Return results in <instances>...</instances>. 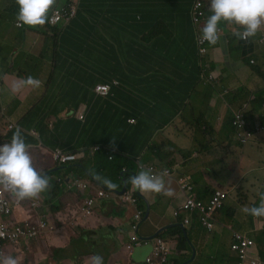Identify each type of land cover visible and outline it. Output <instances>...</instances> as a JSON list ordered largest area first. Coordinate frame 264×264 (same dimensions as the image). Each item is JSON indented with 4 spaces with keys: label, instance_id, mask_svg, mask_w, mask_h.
Instances as JSON below:
<instances>
[{
    "label": "crops",
    "instance_id": "0c3cea01",
    "mask_svg": "<svg viewBox=\"0 0 264 264\" xmlns=\"http://www.w3.org/2000/svg\"><path fill=\"white\" fill-rule=\"evenodd\" d=\"M68 2L58 0L53 11ZM195 2L80 0L74 20L29 28L17 25L16 0H0V145L10 143L19 128L30 146L34 167L41 172H63L50 177L49 189L38 198L27 199L28 207L37 201L38 208L32 207L31 213L24 207L14 209L13 216L22 221L47 214L56 230L44 238L55 248H68L82 231L110 225L117 229V242L104 264L118 259L119 264L143 263L153 254L157 233L178 225L174 210L185 197L175 181L164 178L174 192L171 197L142 193L130 184L140 208L117 199L101 200L92 217L82 216L79 205L93 191L79 192L59 181H90L92 177L70 171L87 162L91 176L102 184L111 181L117 185L112 190L122 194L126 185L121 171L156 165L161 172L178 167L203 199L209 200L216 191L229 194L216 215L218 230L224 227L232 232V256L226 264L237 262L234 231L251 240L253 257L264 258V241L257 242L264 239V217L241 211L259 205L264 185L251 183L258 191L254 202L240 193L239 186L247 180L237 184L232 177L238 175H233L238 170L236 162L240 160V165L241 157L246 159L247 146L231 135L233 112L249 106L248 113L253 112L249 120L255 125L252 144L264 145V29L246 41L237 35L242 31L238 25L221 23L220 38L212 45L201 39L211 15L210 4L206 18L195 24ZM256 65L261 66L263 77L255 71ZM28 76L40 80V87L13 93V83ZM115 81L121 86L114 87L110 97L95 93L97 86ZM56 149L79 160L60 167L52 157ZM101 152L106 153L102 154L105 169L95 166L93 159ZM69 227H76L77 232L71 233ZM215 233L196 224L182 238L171 236L167 240L175 249L174 263L202 262L213 252L223 264L224 253L212 248ZM133 237L140 243L130 250ZM30 243L21 241L20 245ZM91 256H82L78 264H91ZM67 264L77 263L69 260Z\"/></svg>",
    "mask_w": 264,
    "mask_h": 264
},
{
    "label": "clouds",
    "instance_id": "9594fccd",
    "mask_svg": "<svg viewBox=\"0 0 264 264\" xmlns=\"http://www.w3.org/2000/svg\"><path fill=\"white\" fill-rule=\"evenodd\" d=\"M71 1L72 0H69L68 3H70ZM57 2H58V0H16L17 5L19 6L18 14L16 17L17 22H18L17 25L18 26H27L29 28H41V27L45 26L46 24H49L50 26L58 25L59 23H57L55 25H51L49 23L51 15L56 10L55 9L53 11ZM79 2H80V0L78 1V4H77L76 16L78 13ZM208 3L210 4L211 15L207 18L206 23L202 29L201 39H203L204 41H207L208 43H210L212 45H215L220 38L219 37V30H220L219 26L221 25V23L238 25L242 29V31L238 32L237 35L241 39H244L246 41L249 38L255 37L259 31L264 29V0H209ZM208 3L206 4V8L208 6ZM206 8H205V11H206ZM60 9H62V8H60ZM192 15H193V13H192ZM206 15H207V11H206ZM76 16L74 18H76ZM205 18H206V16H205ZM73 19H71V20H73ZM70 21H68V22H70ZM63 22H66V21H63ZM199 24H201V23H199ZM252 62L255 63V61H252ZM115 83H119V85L116 86ZM40 85H41L40 80L36 79L35 77L28 76L26 79H20V80L14 82L12 85V92L18 93L23 88H27V87L39 88ZM99 86H111V88H112L111 94H112L113 88L114 87H120L121 83L118 81H115V82H113V84H110V85H99ZM99 86H97V87H99ZM96 88H95V93H96ZM111 94H110V96H111ZM102 98H104V97H102ZM247 107H249V106H247ZM236 113H238V112H236ZM80 117L81 116H78L79 119H80ZM29 148H30V146L25 142V140L22 136L21 130L19 128L16 129L10 143H4L3 145H0V187H2L4 190L8 191L13 196L14 199L23 200V204H24L26 199H29L31 201L32 198H38L41 193H44L50 187L49 179L46 176L47 174L42 175L35 169V167L33 165L32 157L30 155ZM56 150H60V149H56ZM61 151H63V150H61ZM53 152H52V157H53ZM96 152L97 151H95V149H93V153H96ZM64 153H66V152H64ZM66 154H71V153H66ZM72 155H74V154H72ZM76 158H77L76 161H74L72 163L65 164V165L58 164L57 162H55L54 158H53V160L58 166L65 167V166H69V165H73V164L77 163L79 158L77 156H76ZM138 165L140 166L139 162H138ZM150 168H155L156 171L152 172L150 170ZM55 171H57V169ZM139 171L140 172L138 174L130 177V183L133 186V188L138 189L142 193H155V194H161L164 196L171 197L174 195V192L170 186L166 185L163 177L167 180L175 181L179 187L180 193H182L185 197V201H184L183 205H181L180 207H178L174 210V217L179 219V221L177 223L182 225L183 227L187 226L186 225V224H188V223H186V218H187L190 220V223L188 225L190 228L195 226L196 224H199L201 227H203L204 229L208 230L211 233V230L203 225V223L201 221V212L200 211H198V210L189 211V212H181L180 211V209L185 205L186 200H187V195L185 193H183L181 190V182L185 181L186 183L190 184L194 188V190L196 189V187L193 185V183L191 182L190 179L179 174L180 171H179L178 167L167 168L163 172H161L159 170L158 166H156V165L149 166L148 169L140 166ZM167 171L172 172L171 177L166 176ZM123 172L126 173L127 170L124 169ZM160 173L162 175H159ZM176 176L178 177V180L174 179ZM74 180H82V179L76 178V179H73L72 181H68V182L65 180H61L59 182H62V184H63V182L64 183L66 182V183H68V185H70ZM82 181H84V180H82ZM85 182H89V184L92 185V183L90 181H85ZM104 182L111 189H114L117 187V185L113 184L111 181L105 180ZM92 186H94L96 189H101V190L107 191L104 188H97L95 185H92ZM125 187H127V185ZM107 192L115 193L117 195H124L125 194V193L118 194L119 192H114L113 190L112 191L108 190ZM218 192L225 193L226 198L224 200L222 207L217 209L216 212L214 213V223H215L214 229L215 230H216V226L218 223L216 215L225 205V202H226L229 194L224 192V191H216L215 193H213L212 197L209 200H206V199L201 200L197 196V191L194 192V194L197 197V200L200 202H203L206 205H209L212 202V200L215 197V194ZM126 193H134L135 197L138 199L137 205H134V206L140 208V199L138 197L137 192L131 191L127 187ZM113 199H117L120 203H122L118 199V197H114ZM105 200H109V199H105ZM99 201H101V199L98 200L96 207H98ZM32 202L39 204V202H37V201H32ZM23 204H22V207H23ZM122 204H124V203H122ZM33 208H38V205L34 206ZM95 211H96V208H95ZM241 211L246 213V214H249L253 217H264V194H262L260 196V202H259L258 206H254L251 208H248L245 206L241 209ZM41 216H45L48 218L47 214H43ZM31 217L33 219H38V218H34L32 215H31ZM235 233H242V232L234 231V234ZM159 235L158 236L156 235V239H155L154 244H153V254H154L155 242L157 239L161 238V237H159ZM22 241H26V240H22ZM41 241H43V242L46 241V238L43 237L36 242L39 243ZM29 242L33 243L35 241H29ZM20 243H21V241L18 244H20ZM147 243H149V241H147ZM131 245H133V248H134V246H136V244H134V241ZM6 248H8V250H9L10 246H6ZM194 251H196V250H194ZM8 255H10V257H8V264H16V261L11 259V254L9 252H8ZM261 259H264V258H261ZM90 260H91V264H104L103 257L99 254L92 255L90 257ZM79 262H76V263L78 264ZM237 262H238V260H237ZM237 262L235 264H237ZM143 263H141V264H143ZM128 264H135V263L130 262Z\"/></svg>",
    "mask_w": 264,
    "mask_h": 264
},
{
    "label": "built area",
    "instance_id": "2783aa9c",
    "mask_svg": "<svg viewBox=\"0 0 264 264\" xmlns=\"http://www.w3.org/2000/svg\"><path fill=\"white\" fill-rule=\"evenodd\" d=\"M79 0H72L62 9H56L50 17V24L55 25L63 21H70L76 16L77 4ZM209 0H196L193 19L195 24L201 23L206 16V4ZM116 86L119 83H115ZM111 86H99L96 88V93L100 97L107 98L111 94ZM84 120V117H80ZM235 128L241 131L239 139L242 145H248L253 139L254 135L244 130L246 122L244 121V114L238 113L236 115V121L234 122ZM12 129V128H10ZM97 151V150H95ZM53 158L55 162L60 165H65L76 161V156L72 154H66L61 150H55L53 152ZM152 172H155V168H150ZM172 172L167 171L166 176L171 177ZM73 189L79 192L96 191V195L90 194L79 205V212L84 217H92L95 213V208L99 199H113L118 197L122 203L131 205H137L138 199L134 193H125L124 195H117L115 193H109L107 191L96 189L94 186L82 180H74L71 183ZM181 190L187 195L185 205L180 209L181 212H189L198 210L201 212V221L203 225L210 230L215 227L214 213L217 209L221 208L226 194L218 192L215 194L214 199L209 205L204 204L197 200L194 194V188L186 183L181 182ZM23 200L14 199L13 196L2 187H0V264H8V248L6 246H13L18 244L22 240L26 241H38L41 238L48 235V232L56 229L54 225L48 222V218L41 216V218L33 219L29 217L22 221L16 220L13 216L14 209L22 208ZM32 206H37L36 203H32ZM178 214V213H177ZM141 213L138 214L140 218ZM187 223L190 220L187 219ZM134 244L138 245L140 240L133 237ZM253 243L251 240L244 236L242 233L234 234V246L233 252L237 256V264H264V259L255 258L251 255ZM130 250L133 249V245L128 246ZM170 248L165 240L159 238L155 242L154 254L148 257L143 264H165L168 262Z\"/></svg>",
    "mask_w": 264,
    "mask_h": 264
},
{
    "label": "rangeland",
    "instance_id": "374dc122",
    "mask_svg": "<svg viewBox=\"0 0 264 264\" xmlns=\"http://www.w3.org/2000/svg\"><path fill=\"white\" fill-rule=\"evenodd\" d=\"M223 88V87H222ZM236 112V111H235ZM252 144V143H251ZM249 144L247 147L244 149L243 155L246 157L245 160L242 161L241 157V164H239L240 160L236 162V165L238 166V170L235 174H238L237 176H233L232 180L233 182L240 184L244 180H247V182L244 181L239 187H240V193H243L245 199L246 197H249L251 202L256 201V197L258 195V191L256 189H252L250 187L252 182H255L257 186H263L264 185V145L259 143H253L252 145ZM151 157V154H150ZM148 158L144 160L147 161ZM144 166H147V164H143ZM242 167V170H241ZM140 172V171H139ZM180 174V172H179ZM159 175H162L161 173ZM164 179V177H163ZM175 180H178V177L176 176L174 178ZM93 193L96 195V191L92 190ZM123 192V191H122ZM196 192V189L194 190ZM238 198V196H236ZM100 216L102 214H99ZM186 223H187V218H186ZM184 226V230L187 228H190L188 225ZM218 226H216L217 233L212 234V240L214 241L215 245L212 246L213 251H222L225 255V262L223 264H226V261L231 258L232 253H231V243H232V232L227 231L224 227L220 228L218 230ZM56 229L52 230L51 232L55 231ZM69 230L71 233L77 232L76 227H69ZM215 231L214 228L211 229V233ZM162 238V237H161ZM165 240L170 248V253H169V260L165 264H175L173 260V255L175 252V249L172 247L171 243L167 238H162ZM169 239V238H168ZM16 244L12 247L9 248L8 252L11 254V259L16 261V264H46V262L49 264H54L55 259L53 258L52 254L54 251L55 247H58L57 245L54 244H49L48 241H41L39 243L33 242L30 244ZM23 247H27V249L22 252H17L18 249H22ZM129 248V247H128ZM64 249V248H60ZM197 251V249L195 248ZM210 250V249H209ZM208 250V251H209ZM216 255L213 254V252H210L206 260L200 261L197 260L193 262L192 264H222V262H218V258H215ZM212 258H215V262L212 260ZM69 261V258H64L61 260V262H65L64 264H67ZM118 260H115L113 263L114 264H119L116 263ZM191 264V263H190Z\"/></svg>",
    "mask_w": 264,
    "mask_h": 264
},
{
    "label": "trees",
    "instance_id": "16d2710c",
    "mask_svg": "<svg viewBox=\"0 0 264 264\" xmlns=\"http://www.w3.org/2000/svg\"><path fill=\"white\" fill-rule=\"evenodd\" d=\"M15 14H18V13L15 12ZM254 69L261 77H263V73H262V69H261L260 65H256ZM248 109H249V107L244 106L243 109H241L237 112L244 114V121L246 122L244 130L246 132H251L254 135V139H256L255 134L253 133V128L255 127V125H253V124L251 125V122L249 120L251 118V115L253 112H251L249 114ZM238 113L233 112L234 118H233V120H231V122L233 123L231 135L236 136L238 141L240 142L239 134L241 133V131L238 130L237 128H235V125H234V122L236 121V115ZM248 123H249V126H248ZM254 139L249 144L254 142ZM240 145H242V144H240ZM103 153L104 152L97 153V154H95V156L93 158L94 162H95V166H97L100 169H105V167H106V165L104 164L103 156H102ZM104 154H106V153H104ZM62 169H65V168H62ZM58 170H60V169H58ZM88 170L91 171L87 167V162H85L83 165L81 163H79V165H76V166H73V168H70L71 172H74L79 176H83V177L90 176V177H92L91 178L92 181L90 180L92 183H97V185L101 186L102 188L106 189L107 191L112 190L111 188L108 187V185L106 183H104V184L100 183L98 181L99 179H97L98 177L96 175H94V176H96V178L91 176L89 174ZM126 170H127L126 173L121 171L120 175H122V181H124L125 185H127L128 189H130V184H131L130 183V177L133 175H136L138 169L135 166H131ZM37 171L42 175H45L49 172L47 170L42 171V172L40 170H37ZM57 171L51 172V174H49V175L47 174L46 176L48 177V179H50L51 176L61 175L63 173V172H57ZM55 192H57V190ZM197 196L199 199H201V200L203 199L198 195V193H197ZM23 207L29 213L32 211L31 207H28L27 199L25 200ZM234 215H235V212L232 211V213L230 214V219L232 221L234 220ZM184 231L185 230H184V227L182 225H180V224L172 225V226L167 227L166 229H163L161 231L159 237L168 239L171 236L173 238H175L176 236L179 235L180 238H182L184 236ZM186 236H188V235L186 234ZM116 240H117V229L114 228L113 226H110V225H107L105 228H101L97 231L85 230V231L81 232V235L78 238H72L71 239V243H70L68 248H64V249L54 248L52 256L55 259V261H61L64 258H69V260H71L73 262H79L80 258L82 256L99 254L103 257V262H105L109 258V257L107 258V256H111L114 254V252H115L114 246L117 242ZM263 241H264L263 238H260L257 240L258 243H262ZM88 249L93 250V252L89 253ZM252 250H253V245H252ZM176 264H178V263H176Z\"/></svg>",
    "mask_w": 264,
    "mask_h": 264
},
{
    "label": "water",
    "instance_id": "95a60500",
    "mask_svg": "<svg viewBox=\"0 0 264 264\" xmlns=\"http://www.w3.org/2000/svg\"><path fill=\"white\" fill-rule=\"evenodd\" d=\"M52 171H53V170H52ZM52 171L48 172L47 174H48V175L51 174ZM109 191H112V190H109ZM126 192H127V187H125L123 193H126ZM123 193H122V194H123ZM160 232H161V231H160ZM160 232L157 234V236L160 234Z\"/></svg>",
    "mask_w": 264,
    "mask_h": 264
}]
</instances>
